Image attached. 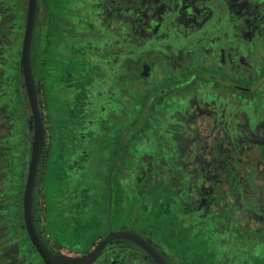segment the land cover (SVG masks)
I'll return each instance as SVG.
<instances>
[{
    "label": "flooded vegetation",
    "instance_id": "flooded-vegetation-1",
    "mask_svg": "<svg viewBox=\"0 0 264 264\" xmlns=\"http://www.w3.org/2000/svg\"><path fill=\"white\" fill-rule=\"evenodd\" d=\"M29 1L0 0V264H46L9 190L36 125L21 67ZM30 56L46 141L32 218L53 254L102 244L91 264H159L137 235L166 264H264V0H37ZM91 110L129 113L130 202L68 186L98 138ZM55 154L71 174L51 200ZM89 210L99 230L66 244Z\"/></svg>",
    "mask_w": 264,
    "mask_h": 264
},
{
    "label": "rangeland",
    "instance_id": "rangeland-1",
    "mask_svg": "<svg viewBox=\"0 0 264 264\" xmlns=\"http://www.w3.org/2000/svg\"><path fill=\"white\" fill-rule=\"evenodd\" d=\"M13 66L11 67V70H13ZM76 69V68H75ZM77 70V69H76ZM62 79V78H61ZM46 100L50 104V98L46 97ZM103 104V101L101 102ZM62 118L64 119L67 124H70V116H72L69 113H63L60 112ZM101 119H104L105 121H108L107 126L101 128L102 124H99ZM87 120L90 123V128L93 135L98 136L96 139H92L93 141L91 143H88V161L85 164L87 170L84 173V177H82V170L79 169V172L75 175L76 181L73 179L72 183H69L68 186L74 188L75 186L81 187L82 182L83 185L86 186L85 193H80L82 189L80 188H74V191H76V195L73 194L74 197H79V200L89 201L91 203L94 202H110V201H126L130 202V191L131 187L135 183L136 174L135 170L133 169L132 165L133 162L130 160V152H131V132L133 131L128 130V133L126 136H124L123 139L128 141H122L120 135L121 130L123 127L127 126V124L130 123V117L129 113L125 114H118V113H109V114H99L91 110L90 114L88 115ZM61 121V119H60ZM110 121V125L109 124ZM130 128V127H129ZM123 131V130H122ZM87 135H89V132H86ZM100 138H103V141H105V144L103 146L100 145V142L98 141ZM144 136L143 144L146 143V135ZM57 139V138H56ZM114 141V143H113ZM101 142V143H102ZM126 150L128 157H123L121 150ZM117 150V151H116ZM20 148L17 149V154H19ZM121 152V153H120ZM110 154H116V160H112L109 157V160L107 159V155ZM18 158V156H16ZM57 156L55 154V157L53 159V163H50V167H48V170L46 171V177H45V186L46 190L50 191L49 198L51 200L55 199V194L53 192L57 189L56 186L63 185L62 180L65 177V174L68 175L71 174V171H67L66 166L58 163H56ZM23 162V163H22ZM8 165V164H7ZM28 158L25 157V159L22 160H16L12 167V177L13 182L9 188L11 194L13 195L14 202L21 205L22 201V193L24 192L25 183H26V177H27V169H28ZM51 167H54L53 169ZM75 174V173H74ZM54 180L56 181L54 183ZM81 183V184H80ZM59 188V187H58ZM108 195V196H107ZM60 201H65L64 199H60ZM90 209V204H89ZM96 211L89 210V213L87 214V220L84 221L81 218H73L74 220L71 221L74 223L73 226L65 228L68 229L66 233H62L64 241L66 244H70V241L75 240L78 236L84 235L85 242L82 243L85 245L87 243V240L91 235L95 234L99 228L95 226L96 223ZM85 227V228H84ZM80 230V231H78ZM67 239V240H65ZM88 245V244H87ZM69 247H72V245H69ZM37 257V256H36Z\"/></svg>",
    "mask_w": 264,
    "mask_h": 264
},
{
    "label": "water",
    "instance_id": "water-1",
    "mask_svg": "<svg viewBox=\"0 0 264 264\" xmlns=\"http://www.w3.org/2000/svg\"><path fill=\"white\" fill-rule=\"evenodd\" d=\"M36 1H29V12L27 18L26 32L23 44V51L21 57V67L24 74L25 85L28 91V97L30 99V105L32 108V115L35 119V132L32 141V152L31 158L28 164L27 179L25 184V190L23 195L24 203V215H25V224L27 231L30 235L31 241L38 250L39 254L43 258L46 264H91L96 257L98 256L101 245L97 247L96 250L85 254L83 256H65V255H55L47 246L42 242L40 236L35 228L33 218H32V204L34 201L33 193L36 186V178L39 170V165L42 161L43 150L45 147V128L43 125L42 115L40 108L38 106V100L36 95V86L35 80L32 73L31 66V40L33 34L34 20H35V10H36ZM116 236H131L128 233H117ZM133 240L141 244L145 249L149 250L154 258L159 264H166L164 260L155 252L151 250L147 243L137 235H133Z\"/></svg>",
    "mask_w": 264,
    "mask_h": 264
},
{
    "label": "crops",
    "instance_id": "crops-1",
    "mask_svg": "<svg viewBox=\"0 0 264 264\" xmlns=\"http://www.w3.org/2000/svg\"><path fill=\"white\" fill-rule=\"evenodd\" d=\"M116 154H111V156H108L107 155V159L109 160V157L112 159V160H116V156H115ZM49 167V166H48ZM52 169L54 168V167H51Z\"/></svg>",
    "mask_w": 264,
    "mask_h": 264
}]
</instances>
